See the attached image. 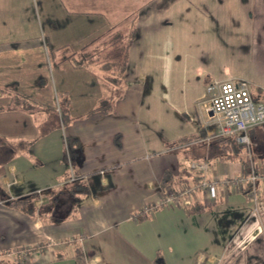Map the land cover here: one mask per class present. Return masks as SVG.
Returning <instances> with one entry per match:
<instances>
[{
  "label": "crops",
  "instance_id": "1",
  "mask_svg": "<svg viewBox=\"0 0 264 264\" xmlns=\"http://www.w3.org/2000/svg\"><path fill=\"white\" fill-rule=\"evenodd\" d=\"M130 26L122 86L98 65L62 61ZM213 79L245 80L264 98V0H0V253L33 246L31 264H79L77 248L85 264H264V193L256 205L245 192H198L194 213L160 204L166 172L179 189L201 177L192 162L220 177L244 166L206 140ZM104 98L113 110L94 111ZM249 134L263 166L264 126ZM72 176L88 190L77 203ZM23 198L34 216L9 205Z\"/></svg>",
  "mask_w": 264,
  "mask_h": 264
},
{
  "label": "built area",
  "instance_id": "2",
  "mask_svg": "<svg viewBox=\"0 0 264 264\" xmlns=\"http://www.w3.org/2000/svg\"><path fill=\"white\" fill-rule=\"evenodd\" d=\"M207 100L203 103L206 114L214 121L215 127L207 141L213 138H233L245 147L247 166L233 176H210L211 167L207 162H192L191 168L201 174L195 184H187L179 189L171 185L161 186L164 196L160 204L190 207L198 202V192L204 193L209 200H216L219 188L232 192H245L256 205L260 193H264V165L259 166L251 151L250 130L256 126H264V98L253 96L249 83L245 80L213 79L207 85ZM59 111V108H58ZM210 176V177H209ZM72 181L77 178L72 176ZM143 215H152L153 210L146 208ZM33 246H22L17 250L0 253V259L6 258L15 264H31L30 253ZM197 264H207L209 258L200 256Z\"/></svg>",
  "mask_w": 264,
  "mask_h": 264
},
{
  "label": "trees",
  "instance_id": "3",
  "mask_svg": "<svg viewBox=\"0 0 264 264\" xmlns=\"http://www.w3.org/2000/svg\"><path fill=\"white\" fill-rule=\"evenodd\" d=\"M136 37V30L134 26L116 28L113 27L108 30L101 38L90 49H85L82 53H76L70 50L63 51L65 57L62 61H70L71 64L76 68H88L93 65H99L105 74V78L113 86L120 87L124 81L125 73L128 64V53L131 45L133 44ZM7 88H0V95L7 94ZM17 103L30 105V102L25 97H17ZM113 106L109 98L102 99L94 111H112ZM70 145L73 144L75 147H71L72 154L75 156V151L79 147L74 138H68ZM195 137H189L188 139L181 140V142L193 141ZM72 140V141H71ZM116 142L120 146L119 136H116ZM213 149L221 157L227 160L234 161L241 159L244 162V166H247V155L245 153V147L238 144L233 138H215L212 141ZM189 174V172H188ZM182 176V175H181ZM180 176V177H181ZM181 179V178H180ZM173 178L170 177L168 172L165 173V177L162 180V186L165 187L172 184ZM87 187L76 181L71 189V198L73 202L77 203L76 194L87 193ZM32 198H23L13 200L9 202L11 207L27 211L30 215H35V209L33 208ZM203 208L198 204L191 206L190 212H198ZM75 256L79 264H85L84 256L80 248L75 250ZM158 264L157 261H155Z\"/></svg>",
  "mask_w": 264,
  "mask_h": 264
},
{
  "label": "rangeland",
  "instance_id": "4",
  "mask_svg": "<svg viewBox=\"0 0 264 264\" xmlns=\"http://www.w3.org/2000/svg\"><path fill=\"white\" fill-rule=\"evenodd\" d=\"M98 66H99V65H98ZM245 153H246V152H245ZM182 161H183L182 163L185 162L184 164H185V165L187 166V168H188V165H187V163H189L188 158L184 157V158L182 159ZM184 164H183V165H184Z\"/></svg>",
  "mask_w": 264,
  "mask_h": 264
}]
</instances>
